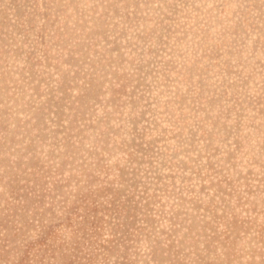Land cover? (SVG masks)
I'll return each mask as SVG.
<instances>
[{"label": "rangeland", "instance_id": "rangeland-1", "mask_svg": "<svg viewBox=\"0 0 264 264\" xmlns=\"http://www.w3.org/2000/svg\"><path fill=\"white\" fill-rule=\"evenodd\" d=\"M0 264H264V0H0Z\"/></svg>", "mask_w": 264, "mask_h": 264}]
</instances>
